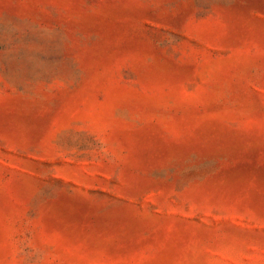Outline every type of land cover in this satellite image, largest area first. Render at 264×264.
Returning <instances> with one entry per match:
<instances>
[{"label":"rangeland","instance_id":"rangeland-1","mask_svg":"<svg viewBox=\"0 0 264 264\" xmlns=\"http://www.w3.org/2000/svg\"><path fill=\"white\" fill-rule=\"evenodd\" d=\"M0 264H264V0H0Z\"/></svg>","mask_w":264,"mask_h":264}]
</instances>
